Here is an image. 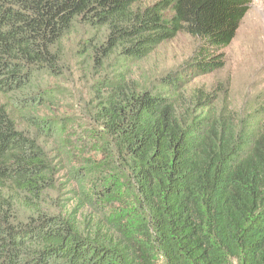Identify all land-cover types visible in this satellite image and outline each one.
<instances>
[{"label":"trees","instance_id":"obj_1","mask_svg":"<svg viewBox=\"0 0 264 264\" xmlns=\"http://www.w3.org/2000/svg\"><path fill=\"white\" fill-rule=\"evenodd\" d=\"M146 1L0 0V264H264V102L184 96L186 73L223 67L249 0ZM80 32L71 55L104 77L81 117L48 116ZM180 34L197 40L189 68L134 84L131 66ZM121 175L139 232L111 212Z\"/></svg>","mask_w":264,"mask_h":264},{"label":"rangeland","instance_id":"obj_2","mask_svg":"<svg viewBox=\"0 0 264 264\" xmlns=\"http://www.w3.org/2000/svg\"><path fill=\"white\" fill-rule=\"evenodd\" d=\"M156 0H148L142 6L149 5ZM82 35L77 33L68 38L67 62L68 71L66 77L60 80H48L47 85L54 88L58 94V106L52 105L50 110H44V114L59 117L82 116L77 112L79 105L89 99L92 95L95 82L104 77L103 70L81 65L71 55V48ZM197 40L180 34L172 41L163 44L145 60L137 62L131 67L130 78L138 87H156L160 78L177 70L188 69ZM223 67L208 76L192 75L186 73L185 97L196 89L211 92L216 97L218 110L236 114H244L249 109H255L264 102V0H249L248 11L239 25L234 40L224 51ZM109 76V75H108ZM75 117V118H76ZM85 131L76 129L70 133L71 141L75 146H91L92 141L84 137ZM69 135V136H70ZM90 157L100 159L98 154L89 150ZM65 175H60V178ZM123 181V182H122ZM122 188L118 189L123 196V204H113L112 213H119L125 219V224L134 231L146 223L145 215L137 202L132 199V190L125 176L121 175ZM67 198V197H64ZM112 201H110L111 203ZM107 203V204H110ZM74 205V203H73ZM105 206H101L103 209ZM91 211V209H89ZM88 214L89 212L86 211ZM231 264H236L232 261Z\"/></svg>","mask_w":264,"mask_h":264}]
</instances>
